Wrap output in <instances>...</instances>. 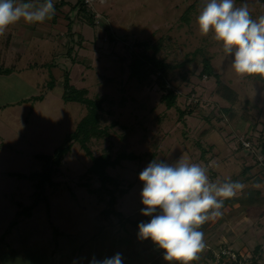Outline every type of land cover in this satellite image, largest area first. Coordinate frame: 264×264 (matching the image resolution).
<instances>
[{
  "label": "rangeland",
  "instance_id": "374dc122",
  "mask_svg": "<svg viewBox=\"0 0 264 264\" xmlns=\"http://www.w3.org/2000/svg\"><path fill=\"white\" fill-rule=\"evenodd\" d=\"M83 2L93 14L92 24L71 9L65 17L69 28L64 24L56 42H40L46 54L14 64L24 69L17 76L1 77L9 85L0 89V228L3 223L10 227V221L15 226L9 240L14 249L5 248L0 235V264H89L93 257L115 253H121L123 264H169L162 249L138 238V224L151 218L140 211L145 206L138 176L152 160L178 159L205 167L210 182L242 185L223 201L221 216L198 229L205 246L189 264H219L214 255L219 249L256 256L264 264V155L259 151L264 143V82L257 75L238 77L221 42L211 33L199 34L196 17L206 0ZM242 5L253 20L264 16V1L235 0L236 7ZM184 11L187 22L180 18ZM137 41L160 42L156 56L169 65L163 79L176 95L174 105L166 107L160 99L164 89L157 73L129 76L131 52L142 49L132 44ZM203 56L232 93L217 91L215 77L199 74ZM11 65L1 63L0 69ZM64 76L75 88H84L86 97L102 98L100 126L105 133L85 142L91 154L107 151L113 158L123 151L134 157L107 166L114 181L100 186L86 172L89 157L73 141L51 172L55 184L44 187L47 206L38 201L25 216L20 211L31 204L34 189L29 175L41 165L35 155L51 154L87 111L60 98ZM36 95L42 98L28 100ZM110 197L112 211L104 217L100 211Z\"/></svg>",
  "mask_w": 264,
  "mask_h": 264
},
{
  "label": "clouds",
  "instance_id": "9594fccd",
  "mask_svg": "<svg viewBox=\"0 0 264 264\" xmlns=\"http://www.w3.org/2000/svg\"><path fill=\"white\" fill-rule=\"evenodd\" d=\"M55 13L53 0L41 4L23 0H0V35L9 25L23 19L26 23L44 22ZM199 34L221 42L238 77L258 75L264 79V16L253 20L246 5L235 0H206L196 17ZM143 183L140 211L151 217L138 224V238L150 239L163 250V260L189 264L204 248L198 229L209 219L221 216L223 199L231 198L242 185L229 180L210 182L207 169L197 163L178 159L174 163L150 161L139 173ZM89 264H123L121 253Z\"/></svg>",
  "mask_w": 264,
  "mask_h": 264
},
{
  "label": "trees",
  "instance_id": "16d2710c",
  "mask_svg": "<svg viewBox=\"0 0 264 264\" xmlns=\"http://www.w3.org/2000/svg\"><path fill=\"white\" fill-rule=\"evenodd\" d=\"M61 1L62 0H59L58 2ZM72 9H75L76 14L80 18V20H83L90 24L93 23L94 20L93 14L88 10L86 3L83 2V0H75ZM180 18L187 22L188 21L187 12L184 11L180 15ZM68 28H69V22H67L66 24V29ZM107 35L109 39H113V35L111 33H108ZM67 36L70 37L71 35L67 33ZM132 44L142 46V49L139 52H131V57L128 63L129 76L141 79L147 77L149 74L157 73L159 85L162 89H164V92L160 95V99L165 103L166 107H170L174 105V99L176 95L168 86L165 85L163 79L165 71L169 67V65L165 63L161 58H158L156 56L160 42L158 41L156 43H152L148 41H137ZM148 49L151 50L150 53H147ZM201 64L202 66L199 74L204 75L206 77L208 76L215 77V82L217 84V91L224 90L228 93H232V91L228 89L227 86L220 81L218 74L212 71L208 57L203 56L201 60ZM7 72H9V68L0 69V73H7ZM257 77L260 78L262 82H264V79H262L258 75ZM67 81H68L67 76H64L61 82L62 90L60 93V98L63 101H76L84 105L87 111L86 114L78 121V123L75 126V129L65 136L64 142L61 145L57 146L51 152V154L35 155V157H37L41 162V165L38 170H35L33 173L29 175L30 179L33 180L32 186L34 189L31 195L32 196L31 204L22 207V210L20 211V213H22V215L25 216H29L30 209L38 201H43L45 203V206H47V199L46 196L43 194L44 187L46 185L53 186L55 184L50 180L51 172L55 170V168L58 166L62 156L69 150L71 143L73 141L78 142L81 148L86 153V155L89 157L90 165L87 167L86 172L90 175L95 176L100 182V186L104 185V183H106L107 181L108 182L114 181L111 178V176H109L105 172V168L107 166L112 167L115 164H117L120 161V159H124V158L131 159L134 157V154L125 153L123 151L117 152L113 158H110L109 153L107 151H104L96 156L91 154L85 142L92 136L94 137L100 136L105 133V126L104 127L100 126L101 116L99 111L101 109L100 102L102 98L101 97H96L95 99L88 98L85 95L86 90L84 88H75ZM47 83L49 86H52L53 80L50 79ZM220 95H222V97L226 99L229 98L227 97V95L224 94H220ZM41 98H42L41 95H36L29 97L28 100L29 99L40 100ZM259 151L264 155V143L261 144ZM9 174H15V173L11 172ZM17 175L19 177H22L21 173H17ZM88 191L93 192V189H89ZM120 191L122 193L125 190H120ZM227 199L223 201H227ZM112 203H113V197H110L108 201V206L100 211L104 217L107 216L110 211H112V208L110 207ZM16 214H18V212ZM13 223L14 221H10V225H12Z\"/></svg>",
  "mask_w": 264,
  "mask_h": 264
},
{
  "label": "crops",
  "instance_id": "0c3cea01",
  "mask_svg": "<svg viewBox=\"0 0 264 264\" xmlns=\"http://www.w3.org/2000/svg\"><path fill=\"white\" fill-rule=\"evenodd\" d=\"M58 1L59 0H53L55 13L51 16L50 19H46L44 22H35L32 24L26 23L23 19H21L17 23L9 25L6 28L5 32L0 35V64H12V67H7L9 68V72L0 73V89L1 87L9 85L6 84L5 81L1 79V77L7 78L6 76H8V74L17 76L18 73L16 72L24 70L20 69V65L14 66V64L29 62L30 60L28 57H37L39 56L38 54H42V52L46 54L48 50L44 51V49H41L39 47L40 42L44 43L43 45L45 46V42L51 40L50 45H52V42H56V33L64 30V24L66 27V23L69 21L65 17L68 16L67 12H71L75 0H62L61 2ZM23 2H29V0H23ZM31 2L41 4L44 2V0H31ZM21 101L24 102L23 99L18 102ZM0 192H3V190L0 189ZM5 205L7 206V204ZM4 224L5 223L1 225L2 227L0 228V231H2V229L3 231L0 235L4 237L2 245L4 244V247L8 248L9 246L11 247V241H13V239L11 240L12 234L10 233V228L12 226H15V223L9 225L10 227L6 225V228H4Z\"/></svg>",
  "mask_w": 264,
  "mask_h": 264
},
{
  "label": "built area",
  "instance_id": "2783aa9c",
  "mask_svg": "<svg viewBox=\"0 0 264 264\" xmlns=\"http://www.w3.org/2000/svg\"><path fill=\"white\" fill-rule=\"evenodd\" d=\"M241 143L244 144V141L241 140ZM214 255L215 261L220 260L219 264H261L260 261L257 262L254 260L256 256L248 254L244 257L242 254H236L230 249H219L218 252L214 253Z\"/></svg>",
  "mask_w": 264,
  "mask_h": 264
}]
</instances>
